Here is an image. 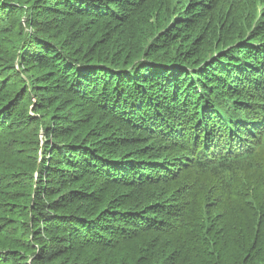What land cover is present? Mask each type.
Listing matches in <instances>:
<instances>
[{"label":"trees","instance_id":"obj_1","mask_svg":"<svg viewBox=\"0 0 264 264\" xmlns=\"http://www.w3.org/2000/svg\"><path fill=\"white\" fill-rule=\"evenodd\" d=\"M259 2L0 0V264H264Z\"/></svg>","mask_w":264,"mask_h":264},{"label":"rangeland","instance_id":"obj_2","mask_svg":"<svg viewBox=\"0 0 264 264\" xmlns=\"http://www.w3.org/2000/svg\"><path fill=\"white\" fill-rule=\"evenodd\" d=\"M20 18H21V17H19L18 19L20 20ZM144 28L147 29L146 27H144ZM11 88L14 89L15 86H14V87L11 86ZM30 109H32V106L30 107ZM39 137L41 138V135H40ZM24 141L27 142V143H29V142H30V139L26 136ZM34 177H36V174L34 175ZM19 183H20V182H19ZM19 186H20V185H19ZM14 190L17 191V187H14ZM17 193H21V191L19 190ZM17 193H13V194L16 195ZM16 196H18V197H16V200H17L18 198H20V194H18V195H16ZM21 198H22V195H21Z\"/></svg>","mask_w":264,"mask_h":264}]
</instances>
